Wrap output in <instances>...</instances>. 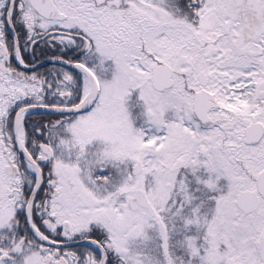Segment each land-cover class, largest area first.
Masks as SVG:
<instances>
[{"label":"snow or ice","instance_id":"6c2138e0","mask_svg":"<svg viewBox=\"0 0 264 264\" xmlns=\"http://www.w3.org/2000/svg\"><path fill=\"white\" fill-rule=\"evenodd\" d=\"M0 264H264V0H0Z\"/></svg>","mask_w":264,"mask_h":264}]
</instances>
